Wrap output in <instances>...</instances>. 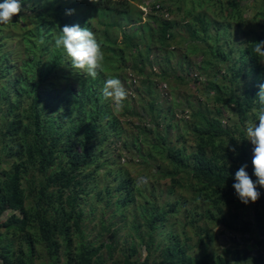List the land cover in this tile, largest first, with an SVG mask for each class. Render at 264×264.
I'll return each mask as SVG.
<instances>
[{
  "label": "trees",
  "instance_id": "trees-1",
  "mask_svg": "<svg viewBox=\"0 0 264 264\" xmlns=\"http://www.w3.org/2000/svg\"><path fill=\"white\" fill-rule=\"evenodd\" d=\"M36 1L29 0L26 9L25 0H21L23 13L20 11L9 24H0V216L11 212L0 224V263L36 264L35 256H42L38 249L43 246L47 258L40 264H109L102 248L85 242L87 218L100 207L125 210L133 206L135 211L130 215L139 234L135 240L140 244L133 240L122 253L124 260L111 264H264L262 256L254 258L239 245L223 248L220 254L214 252L220 242V233L215 230L221 227L222 234L255 232L264 253V188L257 185L258 201L245 205L232 187L235 172L242 165H247L254 182L257 179L246 127L256 121V110L262 107L257 85L264 82V62L252 48L253 43L264 41V0L258 2L254 16V20L260 18L259 28L237 29L247 38L243 45L224 42L221 35H228L244 19V0H216L217 8L209 13L219 21L209 20L208 13L196 15L203 32L213 29L217 33H208L197 47L204 53L219 52L218 63H214L217 67L220 62L229 65L233 59L228 75L237 63L242 65L243 78L250 77V83L246 80L244 89L221 85L219 69L215 70L207 58L197 65L187 64L181 81L202 84L204 77L208 101L199 100L194 108L192 103V112L186 120L181 119V133L172 142L167 141L166 132L157 133L155 127L138 129L146 136L133 137L128 146L130 160L122 167L114 157L118 147L106 143L112 137H122L123 126L102 89L107 75L124 71L120 68L124 64L104 55L103 70L95 79L75 74L70 58L54 46V41L64 27L62 20L69 26L74 20L82 25L88 20L76 10L66 14L55 1L49 10L41 2L39 10ZM194 3L205 5L203 0ZM181 4L178 2V12ZM77 5L80 11L88 12L89 20H97L95 5L126 14L128 4L80 0ZM95 22L97 38L110 53L107 43L116 44L118 33L106 27L108 22ZM186 25L182 19L174 29L170 21L160 25L162 46H157L158 52L165 49L167 41L174 44L176 38H199L192 36ZM123 38L119 57L125 62L124 53L134 49L138 34L124 31ZM141 40L146 43L144 36ZM149 44L144 50L136 48L134 60L130 59L136 74L156 75L152 69L160 64L159 58L170 62L169 54L154 52ZM185 60L188 58L184 57L182 66ZM178 69L174 65L170 74ZM227 78L222 77V81ZM230 79L235 84L236 77ZM211 92L215 99H209ZM151 100L148 105L155 104L156 100ZM225 107L232 114L229 122L222 118ZM120 111L119 116H124L126 110ZM146 115L150 122L155 117L152 105ZM127 166L134 172L125 169ZM154 168L159 170L155 174ZM116 179L112 194L105 184H115ZM106 247L112 257V247ZM140 247L146 251L144 258Z\"/></svg>",
  "mask_w": 264,
  "mask_h": 264
},
{
  "label": "rangeland",
  "instance_id": "rangeland-1",
  "mask_svg": "<svg viewBox=\"0 0 264 264\" xmlns=\"http://www.w3.org/2000/svg\"><path fill=\"white\" fill-rule=\"evenodd\" d=\"M177 0H172L173 5H178V2L176 5L174 2ZM205 1L204 7H199L198 3H194L193 0H181L182 4L180 7H183L181 11L173 15V18L177 19L179 23H181V18L184 16H188L186 19H184V23L187 24V28L190 29V34L192 36H197L199 38L192 39L185 37V40H182L181 38H176L175 42L173 44L172 40L166 42V47L162 52H158L157 46L161 45L160 43V30L156 29L155 27L148 25L144 26L142 24L146 23L147 20L144 19V22L142 20V16L140 17L138 15L137 20L135 21V25H133L134 20H132L128 25L126 24L127 31L129 32H135L138 34V40L137 44L135 45L134 49L130 50L129 52H125V58L126 61L123 62L121 58L119 57L120 50L124 48V38L122 31L118 33V36H114V39L116 40V44H113V42L107 43L109 46L108 48L112 51L110 53L107 52V47H105V43H101V39L99 40L100 44L102 45V50L104 55H108L107 59H110V57L116 59L118 62L123 63L124 66L120 67L123 68L124 71L120 69L118 72L119 75H124L125 77H128V73L136 74V72L131 69V61L134 60L133 57H135L134 50L138 48L140 51L141 49L144 50L146 48V44L149 42L151 46L154 49V52H158L162 54L163 56L169 54L170 62H164L163 59L159 58L160 64L154 67L152 70H156V75H146L141 76V88L143 91H149L151 94V98L143 97V98H127L124 102V106L122 109L126 110L124 113V116H119L120 110H116L114 107V112L116 114V117L119 118L120 124L123 126V136L120 138H114L112 137L106 144L110 146H117L118 150L114 152V157L119 160L121 167L130 160L129 153L131 149H129L128 146L129 143H131V140L133 137L139 136L140 139H143L144 136H146L145 133H142L141 135L138 132L142 131L145 126L146 128L155 127L157 128V133L166 132V139L168 142H172L173 140H176L177 135H180L181 128L183 126V122H181V119L184 118L187 119V116L190 115L192 112V103L194 104L193 108L196 106L199 100L201 101H208L206 99V94L204 92L205 87V78L202 77L201 83L194 80L193 82H183L181 79L186 76V65L192 64L197 65L198 63L202 62L205 58H207L211 63L212 67L216 70L219 69V76L221 77L220 84H224L227 87H230L231 85L235 87L236 89H244L246 80L250 83L251 79L250 77L243 78L245 70H243V66L239 65V63L236 64V66L231 69V75H228L230 73V66H233V59L229 62V65L219 64L220 67H217L214 65V63L217 65V56L219 55V52L214 51L213 53H204L198 48V45H201L205 40L204 37L207 36L208 33L217 34L213 29H209L208 32H203L201 29V24L198 22V18H196V15L200 17L202 14H209L210 18L209 20H217L219 19L213 14H210L214 11L215 8H217L218 4H216V0H203ZM260 0H244L242 2L244 11V19L240 20L238 25L234 27L231 32L226 35L222 36L221 40L226 42H233L238 45L244 44L246 42L247 38L246 36L242 35V30L240 28H243L245 30H250L251 28H259L260 26V18L257 17L254 20L255 13L259 10L258 2ZM48 6L51 5V2L48 0H45ZM57 3V6H59L61 9H74L76 11L80 12V15L85 18L88 15L87 11H80L79 6L77 5L80 0H55ZM261 2V1H260ZM38 5V4H37ZM141 3L138 1L134 3V6L136 8H139ZM40 6V5H38ZM39 10L42 8L38 7ZM45 10H48L46 7ZM191 12H194L191 14ZM210 12V13H209ZM23 13V11H22ZM213 16V17H211ZM226 14L224 15V17ZM259 19V20H258ZM130 16L126 18V21L129 22ZM149 23V22H148ZM178 24V23H176ZM250 24V25H249ZM249 25V26H248ZM135 26V27H134ZM97 28V27H96ZM175 28V25L172 29ZM178 28V27H177ZM98 29V28H97ZM226 29V28H223ZM237 29H240L241 32H237ZM192 32L198 33V35H194ZM178 35L181 37V34L178 33ZM141 36H144L146 43L142 42ZM218 37V36H217ZM187 38V39H186ZM149 44V45H150ZM190 44V45H189ZM193 45V46H192ZM217 46L219 43L216 44ZM219 49V47H218ZM153 52V53H154ZM194 52V53H193ZM152 53V54H153ZM221 53V52H220ZM154 56V55H153ZM184 57L188 58V60H185V64L182 66L181 63L184 59ZM131 59V61H130ZM179 67V69L173 73H171V70L173 69L174 65ZM70 68L71 62H70ZM139 68V67H138ZM189 69V66H187ZM73 69V68H72ZM77 72L81 71L78 69H74ZM147 71V69H145ZM244 71V72H243ZM239 72V74L237 73ZM237 73V74H236ZM163 74H165V77H163ZM228 76L227 79L222 81V77ZM235 84H232L230 78H235ZM73 82V81H70ZM148 82H154L158 87H154V89H151L150 86L147 84ZM218 82V81H217ZM159 94L158 97L154 98L152 95ZM215 95H213V92L210 93L209 99H215ZM151 99H155V110L156 115L153 118V120H149V116L146 115V112H149L148 104ZM211 102V101H209ZM112 103V102H111ZM206 103V102H205ZM113 104V103H112ZM114 105V104H113ZM220 106V105H219ZM205 107V106H204ZM218 110V109H217ZM216 110V111H217ZM131 112V115L129 114ZM222 112V118L226 121L232 116L231 113H229L227 107L224 108V110L221 109ZM85 115V114H83ZM82 115V116H83ZM254 122L255 119H253ZM126 126V127H124ZM173 126V128H172ZM247 128V127H246ZM191 139V138H189ZM123 145V146H122ZM122 147V148H120ZM125 147V148H124ZM137 162V161H135ZM129 169L127 166L125 169ZM133 168V167H132ZM130 167L129 170L134 172V168L132 169ZM143 167L138 168L137 171H140ZM127 171V170H126ZM159 170L156 168L153 169L152 173L155 174ZM128 172V171H127ZM119 173L116 174L118 176ZM135 175V174H134ZM116 177H114L115 180ZM118 184V180L116 179V182L113 183H107L105 184V188L108 191H111L112 194L115 193V188ZM155 184H157L155 182ZM159 186H165L164 184H161ZM30 201V200H29ZM131 211H135L134 207H130L128 209H119L116 206H112L109 208H102L100 207L99 210L93 215L87 218L85 230H86V243H94L96 247L102 248L100 251L103 254V257L106 260H109V264L111 262H120L121 260H124L122 253L129 250V247L131 246V242L136 239V237L139 235L135 232L133 228V224L135 222L133 221L134 218L130 215ZM253 214V212H252ZM250 214V216H252ZM11 216V212L7 211L3 215L0 216V224H4L8 218ZM108 226H111L109 230H107ZM107 230V231H106ZM216 232H219V239L220 242L215 246V253L220 254L224 249H227L231 247L232 245H239V247L244 250L245 252L249 253L252 257H263L264 253L260 251L259 249V240L260 238L255 234V232H252L251 234L246 235H240L237 233H224L222 234L221 227L216 228ZM264 236H261L263 238ZM139 243V240H135ZM75 242H80L77 239H75ZM140 244V243H139ZM107 245L111 246L113 249V256L110 257L109 250L107 249ZM46 251V250H45ZM43 249V246L38 249V253H41L42 256H35V263L40 264L43 261L46 260L47 254ZM145 249L140 247V253L143 256H145ZM213 253V252H212ZM112 259V261L110 260ZM120 260V261H119ZM1 264V263H0Z\"/></svg>",
  "mask_w": 264,
  "mask_h": 264
},
{
  "label": "clouds",
  "instance_id": "clouds-1",
  "mask_svg": "<svg viewBox=\"0 0 264 264\" xmlns=\"http://www.w3.org/2000/svg\"><path fill=\"white\" fill-rule=\"evenodd\" d=\"M48 1L52 4L55 0ZM103 1L105 2L106 0ZM137 1L141 3L140 6L138 5L139 8L134 6V3ZM178 1L181 2V0H177L174 4L176 5ZM41 2L46 5L49 10V6L45 0L36 1L38 5H40ZM111 2L115 6H120L122 2L127 3L128 5L125 6L127 13L122 14L117 10H104L100 6L95 5L94 10L98 15L97 20H89L87 15L85 19L88 21L84 22L83 25L81 21L76 20H74V24L71 26L67 25V21L65 22V20H62L63 23L60 24L61 27H64L60 35L55 39L54 46L57 49H63L70 58L73 68L72 71L77 75L95 79L103 70L105 57L102 45L97 38L98 26L95 21L100 20L102 24L108 22L106 27L117 33L120 31H122V33L127 31V29H125V23L129 25L131 24L130 22L134 20L133 25H135L138 15L140 17L142 16L143 22L144 19L147 20V22L142 25H151L156 29H159L160 25L168 23L169 21L174 23V25L179 23L177 19L173 18L177 8L173 5L172 0H111ZM23 4L24 2L22 5ZM22 5L21 0H0V24H9L12 22V18L20 13ZM29 5V0H25L24 7L28 9ZM74 11V9L67 10L66 14L71 15ZM129 16L130 20L127 22L126 18ZM181 19L184 22V19ZM100 30H104V27H101ZM101 41V43H103V40ZM253 45L252 52L261 59V62H264V41L255 42ZM74 69L81 71L77 72ZM119 71L120 70L107 75L102 89L103 97L110 100L114 104L116 110L123 108L127 98L137 99L139 97H149L150 92L143 91L140 86V78L143 75L134 74L132 72V74L128 73V77H125V74L119 75ZM147 84L151 89H154L155 86L158 87L154 82H148ZM257 86L259 88L257 100L262 106L256 110V121H258V123H250L246 128L247 140L253 145L252 165L254 175L257 179L254 182L246 171L247 165H242L235 172V183L232 185L236 196L245 205L250 202L255 203L258 201L260 192L257 191V185L264 188V82L259 83ZM158 95L159 94H155L153 97L156 98ZM151 105L154 111L156 106L155 104ZM151 105L148 106L149 110ZM231 150L233 152L236 151L235 148ZM143 181L147 183V177H144Z\"/></svg>",
  "mask_w": 264,
  "mask_h": 264
}]
</instances>
